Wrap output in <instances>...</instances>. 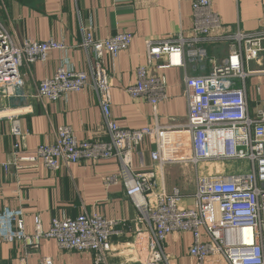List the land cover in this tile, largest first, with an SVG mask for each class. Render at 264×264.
<instances>
[{
  "label": "built area",
  "instance_id": "1",
  "mask_svg": "<svg viewBox=\"0 0 264 264\" xmlns=\"http://www.w3.org/2000/svg\"><path fill=\"white\" fill-rule=\"evenodd\" d=\"M191 4L192 38L145 44L146 65L137 68L136 82L126 89L131 99H146L155 106L165 101L166 79L157 71L184 68L185 55H203L194 47L227 43L229 53L208 75L186 76L184 98L187 116L184 130L188 134V157L172 159L166 154L165 136L171 128L155 126L141 130L119 127L111 116V84L103 67L104 55L112 58L128 49L132 36L120 33L107 39H97L88 30L80 48L88 57V71L77 72L60 66L54 75L39 83L36 99L58 102L68 94L92 89L101 109L107 142L78 141L70 127H59L55 143L41 145L27 157L19 155L20 143L29 134L14 114L0 112L8 118L13 140L11 161L0 164L8 173L11 166L40 163L49 172L84 161L116 160L118 174L106 176L105 186L122 185L125 196L139 213L146 227L147 250L143 261L135 264H172L164 252L166 239L174 234H189L192 244L187 255L193 264H264V102L250 109L247 80L264 77V70L252 69L264 53V31L246 34L221 32V22L212 9V0H179ZM62 41H23L16 45L0 22V91L6 96L23 89L20 70L23 66L44 63L51 52H66ZM259 94V88H256ZM23 94V93H22ZM23 96V95H22ZM149 141L154 145L150 158L162 170L172 164L190 165L195 170L202 164L246 162L247 172L230 175H197L194 202L191 208L179 206L181 194L162 192L150 198L155 174L134 173L132 155L139 145ZM34 232L26 234L21 209H4L0 213V243L19 244L23 250L21 262L38 249L42 241H54L61 252L92 255L94 264H106L111 238L123 222L107 220L94 213L76 218L65 215L53 218L47 231L40 218L33 220ZM38 264H53L41 259Z\"/></svg>",
  "mask_w": 264,
  "mask_h": 264
},
{
  "label": "crops",
  "instance_id": "2",
  "mask_svg": "<svg viewBox=\"0 0 264 264\" xmlns=\"http://www.w3.org/2000/svg\"><path fill=\"white\" fill-rule=\"evenodd\" d=\"M2 18L16 45L23 41H62L69 49L51 52L44 63L23 66L20 73L23 89L9 97L0 91V112L16 114L29 136L20 143L19 155H33L44 144L55 143L59 127H70L78 141L107 142L101 109L96 94L86 89L68 94L51 103L36 99L40 82L54 75L63 66L77 72L88 71V57L80 48L84 34L91 30L97 39H107L120 33L132 36L128 49L117 58L103 57V67L111 84V116L126 130H141L155 126L171 128L165 136L169 158L188 157V134L184 130L187 107L184 98L186 76L208 75L214 65L228 55L227 43L198 44L194 48L203 55H185L184 68H172L153 73L166 79L165 101L153 108L146 99H131L126 89L136 82L137 68L146 65L145 44L192 38L191 4L179 0H0ZM212 9L218 14L221 32L255 34L264 31V0H212ZM264 62V53L261 54ZM260 63V62H259ZM260 65V64H259ZM262 66V65H261ZM247 80V98L250 109L264 102V79ZM259 88V94L256 93ZM23 93V94H22ZM23 95V96H22ZM10 122L0 118V164L12 159ZM154 145L149 141L138 146L132 155L134 173L155 174L150 198L174 190L181 194L179 206L191 208L194 202L195 180L199 173L190 165L172 164L162 170L150 158ZM206 175H230L247 172L246 162L202 164ZM11 166L8 173L0 169V213L4 209H21L25 232H34V218L39 217L42 229L47 231L53 218L63 215L76 218L83 213L98 214L107 220L123 222L117 228L119 235L111 238L106 264H135L143 261L147 250L146 227L139 221V213L125 196L120 184L107 187L106 176L118 174L116 160L84 161L49 172L40 163ZM192 244L189 234L174 233L164 244V252L172 264H193L187 252ZM19 244L0 243V264H38L51 259L53 264H94L92 255L61 252L54 241H42L25 262Z\"/></svg>",
  "mask_w": 264,
  "mask_h": 264
},
{
  "label": "rangeland",
  "instance_id": "3",
  "mask_svg": "<svg viewBox=\"0 0 264 264\" xmlns=\"http://www.w3.org/2000/svg\"><path fill=\"white\" fill-rule=\"evenodd\" d=\"M0 13H2V9L0 8ZM0 17L2 18V15L0 14ZM1 21V20H0ZM261 58H262V56L260 55V59H259V62L260 63H258V64H256V63H253L252 65H251V68L252 69H260V70H264V62H261L260 60H261ZM260 64V65H259ZM262 65V66H261ZM261 79H264V77L263 78H261ZM210 166V165H209ZM209 166H204V165H201L200 167H199V173H198V175H200V176H203V175H206V170H205V168H207V167H209ZM205 167V168H204Z\"/></svg>",
  "mask_w": 264,
  "mask_h": 264
}]
</instances>
